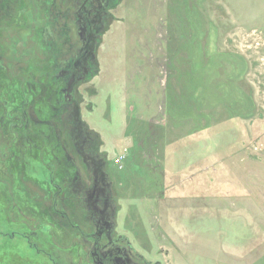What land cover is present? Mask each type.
<instances>
[{"label":"rangeland","instance_id":"1","mask_svg":"<svg viewBox=\"0 0 264 264\" xmlns=\"http://www.w3.org/2000/svg\"><path fill=\"white\" fill-rule=\"evenodd\" d=\"M0 4V80L49 81L45 107L85 41L80 4ZM103 22L77 102L64 115L36 108L49 129H28L45 133L61 194L28 161L30 141L0 127V218L7 232H29L0 238V264H96L85 243L95 219L55 143L77 160L82 198L105 178L110 237L127 241L117 246L134 264H264V0H116ZM80 134L93 144L87 169L72 148Z\"/></svg>","mask_w":264,"mask_h":264},{"label":"flooded vegetation","instance_id":"2","mask_svg":"<svg viewBox=\"0 0 264 264\" xmlns=\"http://www.w3.org/2000/svg\"><path fill=\"white\" fill-rule=\"evenodd\" d=\"M80 4L79 15L80 18L84 20L85 27L83 28V35L85 30V38L84 42L80 43V48L78 49V52L72 56L67 57L64 62H66V68H63L58 75L56 76V80L53 79L54 83V89L50 91L48 94V103H46L44 106L41 107L37 105V101L39 104L40 99L43 97V91L47 89V84L40 85L38 82H35L33 85H28L27 88V94L23 97L22 93V83L23 82V75L20 74L18 76V82L20 85L10 86L11 88L8 89V83L6 79L0 80V98L6 97L5 103L9 106L14 107L16 105L17 108H14L16 111L15 118L16 125L23 124L24 128L27 129L28 126H34L42 123V126L49 129L48 123L50 121L48 120H38L36 118V115L40 117V113L36 111V108H38L39 111L50 113L52 111H58L60 113L65 114V110L68 109V107L73 104V102H77L76 98L74 99L72 96V89L75 84H77L79 81H81L82 77L86 75L87 73V66L88 63L91 62L90 55L92 54V50L99 42L100 38V31L103 28L104 25L103 18H108L109 14V8L111 7V3H114L116 0H75ZM2 8V4H0V9ZM2 29H0V33L2 34ZM45 33L52 34L53 30H51V27H48L46 25V28L44 29ZM2 38V36H1ZM48 38V37H47ZM81 50H83L81 52ZM2 69V62L0 61V70ZM54 75V74H53ZM58 86L60 88L55 89V87ZM64 93V94H63ZM39 99V100H38ZM46 108V109H44ZM10 109V108H9ZM25 111V112H24ZM32 111V112H31ZM27 113L26 117L25 114ZM9 118H12L11 115ZM40 119V118H39ZM2 121V120H1ZM5 121H8V119H5ZM71 128L73 129L76 124L79 123L78 118L72 114L70 116L69 121ZM45 136V133H44ZM76 139H79V143L73 144L72 142V148L75 152L76 156L81 159L83 165L87 169L89 166V163L93 162L94 157L92 153H89V150L92 148V140L90 137L85 135H79L76 137ZM33 143V141H32ZM55 143V141H54ZM58 147V149L61 150L62 157H66L67 159H70V163L67 165L66 176L62 175L61 173H58V175H62L64 177H73L74 187L79 189L81 192L79 193L80 200H85L86 206L89 207V210L91 211V214L93 215V219H95V225L96 230L93 234L89 235V239L85 238V243L88 242V247H90L89 242L93 241L91 245V255L94 258V261L96 264H134L135 257L133 255V251L131 247L127 244V249L120 248V245H118V242L124 241L122 238L120 240H112L110 237V232L107 228L109 226H112L111 222H109L110 219V212L107 209L106 202L108 201L107 193H106V182L105 178L103 176L100 178V181H98L97 175H95V181L97 182V187H94L92 190H87L86 187L84 189V193L90 195L87 198L81 197V193L83 188L81 187V181H79V176L76 173L77 168V160L73 159V162L71 161L72 158H70L71 155L66 154V148L63 145V143H55L53 144L54 149ZM38 146L32 145V148H37ZM55 153V152H54ZM55 156H58L61 158L60 154H56ZM97 173V171H95ZM63 186H54L55 191L54 195H59L62 193ZM96 189L95 193L94 190ZM98 203L99 205H97ZM104 223L105 226H102L101 223ZM107 223V224H106ZM106 233V234H105ZM37 239H39L38 235L36 236ZM106 237L107 241H110L106 244H102V241ZM112 241V242H111ZM126 241V240H125ZM127 242V241H126ZM39 244H36V250L39 251ZM137 264V263H135ZM145 264V263H144Z\"/></svg>","mask_w":264,"mask_h":264},{"label":"trees","instance_id":"3","mask_svg":"<svg viewBox=\"0 0 264 264\" xmlns=\"http://www.w3.org/2000/svg\"><path fill=\"white\" fill-rule=\"evenodd\" d=\"M23 71L27 72V68H24L22 69ZM35 75H29V76H26L24 77L23 76V82H20L22 83V93H23V97L26 96V90L28 88V85H26L27 83H29V85H33L35 82H38L39 83V80L38 81H35V78H34ZM17 80H18V77H17ZM15 80L13 81V83H9L8 84V89H10L11 87L10 86H15V85H20V83H17L18 81ZM12 82V81H11ZM49 81H45V83H48ZM6 101V97L4 96L3 98H0V127L3 126V125H11L13 127V129L18 128V131L19 132V138H20V141H22L23 139L27 140V141H30V142H26L28 147H32V145L34 146H38L37 148H32L30 150L29 153H27V158L29 159L28 161H31L33 162V166H35L36 168H40V167H43L45 168V171L41 170V176L44 178L43 181H45L48 185H50V187L54 188V186H57L58 184L60 185V182H58V179L60 180V178L57 177V179L55 180L54 179V175L51 176V173L47 171V167L48 165L51 164V161H50V156H51V151L48 150V152L45 150L46 148L44 147V142L41 140L44 139V133L43 131L39 132V137L41 138H38L35 133H30L29 132V126L27 129L24 128L23 124L21 125H16V118H15V115H16V111L14 110V108H17L16 105H14V107L11 108V106L7 105L5 103ZM10 108V109H9ZM25 112V111H24ZM11 115L12 118H9ZM27 113L25 114L24 117H26ZM5 119H8V121H5ZM2 120V121H1ZM33 141V143H32ZM50 144L47 145V148L49 147ZM53 146V145H52ZM50 145V147H52ZM25 150V149H24ZM34 151V156H31V152ZM37 152V153H36ZM53 152H55L54 148H53ZM56 153V152H55ZM3 157H4V160L7 159V157L5 156V154H3ZM28 161H24L26 164L28 163L29 165V162ZM39 165V166H38ZM34 167V169H35ZM55 206V205H54ZM56 208V206H55ZM9 220V219H8ZM8 220L5 218V217H2L0 218V238H8L10 237L11 239L15 236H20V237H23V236H28V231H27V228L26 227H23V226H17V225H14V224H9L11 226H17L18 228L20 229H23L24 232L23 233H17V232H14V230H11V232H7V230L4 229L3 227V223L4 222H8ZM3 229V230H2ZM34 235V234H33ZM39 237V235H38ZM2 248V246H0V249Z\"/></svg>","mask_w":264,"mask_h":264},{"label":"built area","instance_id":"4","mask_svg":"<svg viewBox=\"0 0 264 264\" xmlns=\"http://www.w3.org/2000/svg\"><path fill=\"white\" fill-rule=\"evenodd\" d=\"M117 162H119V160Z\"/></svg>","mask_w":264,"mask_h":264}]
</instances>
